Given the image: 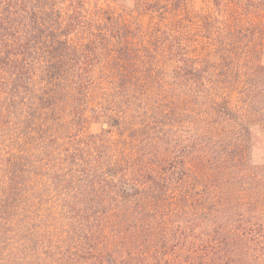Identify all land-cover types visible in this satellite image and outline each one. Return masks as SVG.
Segmentation results:
<instances>
[{"label": "trees", "instance_id": "16d2710c", "mask_svg": "<svg viewBox=\"0 0 264 264\" xmlns=\"http://www.w3.org/2000/svg\"><path fill=\"white\" fill-rule=\"evenodd\" d=\"M185 2L0 0V264H264V0Z\"/></svg>", "mask_w": 264, "mask_h": 264}, {"label": "rangeland", "instance_id": "374dc122", "mask_svg": "<svg viewBox=\"0 0 264 264\" xmlns=\"http://www.w3.org/2000/svg\"><path fill=\"white\" fill-rule=\"evenodd\" d=\"M123 0H99V3L102 5L111 4H121ZM214 7L211 4L210 0H186L183 6V14H196V13H209L213 12ZM132 20L135 22L139 27L147 28L153 22L154 16L151 13L146 12H132ZM260 63L264 65V51L260 57ZM92 131L99 130L98 125H94L91 127ZM264 134V132H263ZM259 156V155H257Z\"/></svg>", "mask_w": 264, "mask_h": 264}]
</instances>
